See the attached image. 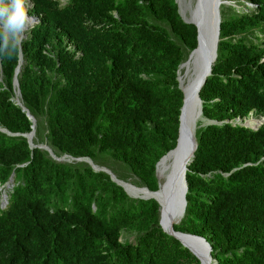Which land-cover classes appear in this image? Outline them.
<instances>
[{
	"label": "trees",
	"instance_id": "16d2710c",
	"mask_svg": "<svg viewBox=\"0 0 264 264\" xmlns=\"http://www.w3.org/2000/svg\"><path fill=\"white\" fill-rule=\"evenodd\" d=\"M30 1L38 22L19 49L9 56L11 41L0 40V185L13 180L0 208V264H198L161 230L154 199L129 196L83 161L30 148L22 133L31 121L12 87L18 64L32 143L96 165L108 155L127 173L116 178L154 191V164L175 144L176 71L195 27L174 0ZM219 13L216 57L198 91L201 116L214 123L195 129L173 229L204 237L215 264H264V120L235 122L264 117V0Z\"/></svg>",
	"mask_w": 264,
	"mask_h": 264
},
{
	"label": "water",
	"instance_id": "95a60500",
	"mask_svg": "<svg viewBox=\"0 0 264 264\" xmlns=\"http://www.w3.org/2000/svg\"><path fill=\"white\" fill-rule=\"evenodd\" d=\"M174 2L180 19L184 23L192 24L195 27V46L189 51L186 59L178 65L176 71L177 87L182 93L178 114L177 136L174 147L161 155L154 164V176L157 183L156 190L151 191L145 186H137L128 181L118 179L110 169L102 165L94 164L89 157L73 158L67 154L55 156L45 142L39 144L32 143L35 120L24 108L19 99L18 84L15 78V74L19 71L18 64L14 68V75L12 78L14 102L20 106L21 110L25 112V115L31 121L30 131L22 133V136L26 138L30 148L38 147L44 149L50 157L56 161H61L65 158L68 160L83 161L87 163L92 170L105 172L110 180L119 185L129 196L141 199H154L158 205L157 221L161 230L178 240L183 247L190 251L198 260V264H215L214 259H212L209 254L211 248L204 237L174 230L173 224H177L184 213L186 205L185 194L187 191L185 172L196 147L194 137L196 126L194 127L190 124L196 114L200 115V118L203 120L201 125L214 123V121L207 120L201 116V100L199 99L198 91L204 83L205 78L210 74L211 66L216 57L220 22L219 9L220 5L225 2L224 0H188L187 20L183 18L180 12L178 0H174ZM18 58H20V52H18ZM189 62L194 67V70L190 73L187 86L182 88L178 79V70ZM261 121L262 120H259V124ZM240 124L245 127L253 128L246 123V120ZM0 130L5 131L4 129ZM167 155H172L173 163L161 174V176H158L157 166ZM12 181V176H9L4 183L5 187H11ZM127 187H131L137 191L142 189L148 196L143 197L130 194L127 192ZM2 196L6 197V194ZM196 250L197 252H195Z\"/></svg>",
	"mask_w": 264,
	"mask_h": 264
},
{
	"label": "clouds",
	"instance_id": "9594fccd",
	"mask_svg": "<svg viewBox=\"0 0 264 264\" xmlns=\"http://www.w3.org/2000/svg\"><path fill=\"white\" fill-rule=\"evenodd\" d=\"M27 1L29 2L28 9L26 7V0H0V40H3L5 47H8L9 41H11L9 56H11L13 51L19 49L22 40L25 37V33L28 31L27 29H30L38 22V16L31 13V1ZM58 1L59 5H63L66 0ZM76 54L78 53L76 52ZM250 114L251 113H249V115ZM258 117V121L262 120V123L264 117Z\"/></svg>",
	"mask_w": 264,
	"mask_h": 264
},
{
	"label": "bare ground",
	"instance_id": "6f19581e",
	"mask_svg": "<svg viewBox=\"0 0 264 264\" xmlns=\"http://www.w3.org/2000/svg\"><path fill=\"white\" fill-rule=\"evenodd\" d=\"M178 2H179L180 12L182 13L183 18L185 20H187L188 19V15H187V10H188L187 2H188V0H178ZM193 70H194V67L191 65L190 62L185 64V65H183L178 70V79H179V82H180V85H181L182 88H185L187 86L190 73H192ZM198 120L201 121V118H200V115L196 114L194 116L193 121L191 122L190 125H193L195 127L197 125ZM246 123L249 126L255 127V126H257L259 124V121L251 119L249 122H246ZM172 163H173L172 155L165 156L159 162V164L157 166V175L161 176V174L164 171H166ZM129 190H131V191H133L135 193L133 195H139V196H143V197L148 196V194L142 189L137 191V190H135V189H133L131 187H127V192L128 193H130ZM195 252H197V250Z\"/></svg>",
	"mask_w": 264,
	"mask_h": 264
},
{
	"label": "rangeland",
	"instance_id": "374dc122",
	"mask_svg": "<svg viewBox=\"0 0 264 264\" xmlns=\"http://www.w3.org/2000/svg\"><path fill=\"white\" fill-rule=\"evenodd\" d=\"M234 1L235 0H224V5H228V4H231V5H234ZM29 2L26 0V7H27V9L29 8ZM236 7H238L237 5H236ZM28 30V29H27ZM248 119V120H247ZM251 119H254V120H258L259 119V117L258 116H256V115H253V114H250L248 117H246L245 118V120H246V122H249ZM245 120L244 119H242V120H240V119H236L235 120V122H237V123H243V122H245ZM202 122H203V120L201 119V121L200 120H198V123H197V125H196V128L197 127H199V126H202L201 124H202ZM255 127H257V126H255ZM255 127H253V128H255ZM195 128V129H196ZM44 143V142H43ZM63 160H66V161H71V160H68L67 158H65V159H63ZM100 160L102 161V164H103V162H104V165H102V166H105V167H107V168H110L112 171H113V174H115V175H117L118 177L120 176V177H122V176H124V177H127V173H126V171H125V168L124 167H122L119 163H117V162H115L113 159H111V157H109L108 155H103L102 157H100ZM107 165H106V164ZM111 171V172H112ZM126 175V176H125ZM130 177H128V179H129ZM127 179V180H128ZM126 180V181H127ZM130 182V181H129ZM9 187H5V184H2V185H0V208H3L4 206H5V203H6V197H3L2 195H3V193L4 194H6V190L8 189ZM132 194H135L133 191H131V190H129ZM128 238L131 240L132 239V236L131 235H129L128 236Z\"/></svg>",
	"mask_w": 264,
	"mask_h": 264
}]
</instances>
